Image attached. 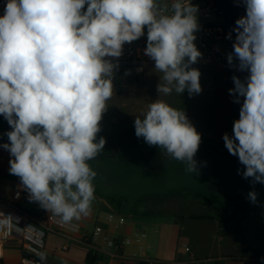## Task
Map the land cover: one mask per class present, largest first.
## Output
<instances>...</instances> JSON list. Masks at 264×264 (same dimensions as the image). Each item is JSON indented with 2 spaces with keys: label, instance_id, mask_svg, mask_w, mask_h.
Listing matches in <instances>:
<instances>
[{
  "label": "clouds",
  "instance_id": "9594fccd",
  "mask_svg": "<svg viewBox=\"0 0 264 264\" xmlns=\"http://www.w3.org/2000/svg\"><path fill=\"white\" fill-rule=\"evenodd\" d=\"M245 8L235 21L229 94L241 104L232 135L223 134L253 185H264V0H234ZM199 7L192 0H5L0 15V115L11 131L9 173L28 199L75 230L91 214L97 172L90 161L104 150L98 137L114 95V75L126 43L147 36L144 54L162 74L160 96L202 92V58L195 41ZM232 32L227 39H232ZM113 58L117 62H113ZM135 135L199 174L202 135L185 111L164 99L134 120ZM254 187L247 194L257 201ZM38 264H47L39 252ZM37 264V262H33Z\"/></svg>",
  "mask_w": 264,
  "mask_h": 264
},
{
  "label": "rangeland",
  "instance_id": "374dc122",
  "mask_svg": "<svg viewBox=\"0 0 264 264\" xmlns=\"http://www.w3.org/2000/svg\"><path fill=\"white\" fill-rule=\"evenodd\" d=\"M200 72V94L189 97L185 91L179 96L159 97L157 85L162 74L155 70L154 64L147 65L140 73L120 66L115 71L113 82L121 87L122 92L117 93L114 89L105 112L107 116L101 121V132L97 137L106 139L105 148L90 161L98 174L94 181L95 196L107 201L109 211H119L144 224L162 225L161 229H198L200 222L196 220L185 218L178 227L173 224L182 220L188 212L215 213L217 207L228 211L236 206L245 210L251 205L247 198L252 190L251 180L244 179L238 170L222 172L214 166L241 165L236 156L229 154L222 139L224 133L233 134V123L239 119L241 104L235 103L228 91L234 87L233 75ZM237 76L243 79L246 75ZM158 98L183 109L202 135L199 149L214 154L211 161L205 159L208 154H196L199 174L186 172L183 163L166 156L158 146H149L142 137H136L134 120L137 116L142 117L147 105ZM8 131L11 128L0 115V145L9 142ZM210 162H214L212 167L209 170L206 166L207 172L204 171L200 163ZM215 171L228 175L216 178L213 175ZM200 181L211 182L208 189L212 192L222 189V192L232 195L224 200L206 202L199 193L198 185L194 189L197 192H187V184H198ZM190 196L197 202L188 205ZM169 223L172 226H166Z\"/></svg>",
  "mask_w": 264,
  "mask_h": 264
},
{
  "label": "crops",
  "instance_id": "0c3cea01",
  "mask_svg": "<svg viewBox=\"0 0 264 264\" xmlns=\"http://www.w3.org/2000/svg\"><path fill=\"white\" fill-rule=\"evenodd\" d=\"M106 116L104 113L103 119ZM197 153L208 154L205 159L213 160L211 155L214 154L206 150L199 149ZM10 159L9 152L0 147V200H7L14 192H20L26 202L25 209L30 215L41 217L48 214L49 212L38 203L28 199V193L22 188L19 178L9 173ZM198 159L201 160V157L199 156ZM213 163L203 165L200 163V166L201 168L203 166V170L207 172L205 167L210 170ZM214 166L222 172L244 170L243 165H238L239 169L232 165L221 164L216 167L214 164ZM222 172L215 171L213 175L216 178L228 175ZM250 180L251 178L248 179ZM210 184L209 181L187 184V192H197L198 190L194 189L195 185H198L199 193L205 197L206 202L224 200L232 195L222 192V189L216 193L212 192L208 189ZM251 185L252 189L256 186L258 202L251 203L245 210L236 206L230 207L228 211L217 207L215 213L188 212L182 220L173 224L178 227L186 218V220L199 221L198 229H161L162 225L157 227L153 223L144 224L124 215L127 223L120 233L130 235L133 232H145L147 235L145 254L157 260L158 264H264V185L259 183L255 185L251 183ZM187 201H189L188 205L197 202L191 196ZM109 209L106 200L96 197L91 214L74 221L79 226L77 233L67 237L56 232L47 233L43 247V252L47 253V264H95L92 250L80 240L91 233L97 220L101 219ZM169 224L166 226H172V223ZM20 259L21 246L18 241L11 240L0 246V264H20Z\"/></svg>",
  "mask_w": 264,
  "mask_h": 264
},
{
  "label": "built area",
  "instance_id": "2783aa9c",
  "mask_svg": "<svg viewBox=\"0 0 264 264\" xmlns=\"http://www.w3.org/2000/svg\"><path fill=\"white\" fill-rule=\"evenodd\" d=\"M192 3L199 7L200 30L196 33L195 44L203 54L192 67L213 74L247 75L227 63V53L233 51L235 39L232 29L235 21L245 15L244 6H237L234 0H192ZM4 4L5 0H0V15H3ZM230 32L231 40L226 38ZM146 44L145 28V36L123 46V54L118 58L119 66L140 73L147 65L154 64L144 54ZM113 62L117 61L113 58ZM25 208L26 202L20 192H14L7 200H0V246L11 240L18 241L21 246L20 264H38L37 254L43 252L47 233L56 232L67 237L79 230V226L75 230L61 226L58 218L50 213L35 217ZM126 223V216L108 211L97 220L91 233L80 240L92 250L95 264H158L157 260L145 254V232L120 233Z\"/></svg>",
  "mask_w": 264,
  "mask_h": 264
},
{
  "label": "trees",
  "instance_id": "16d2710c",
  "mask_svg": "<svg viewBox=\"0 0 264 264\" xmlns=\"http://www.w3.org/2000/svg\"><path fill=\"white\" fill-rule=\"evenodd\" d=\"M114 89L116 90V92L117 93H120V92H122V89H121V87L118 85V84H114ZM117 213H121V212H119V211H116ZM122 214V213H121ZM123 215V214H122ZM93 261H95V257L93 256Z\"/></svg>",
  "mask_w": 264,
  "mask_h": 264
}]
</instances>
